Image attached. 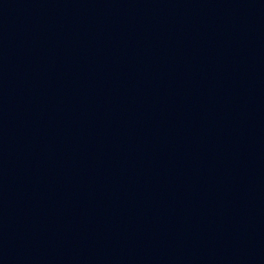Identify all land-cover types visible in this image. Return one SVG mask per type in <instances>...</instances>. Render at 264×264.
<instances>
[{
  "label": "water",
  "instance_id": "95a60500",
  "mask_svg": "<svg viewBox=\"0 0 264 264\" xmlns=\"http://www.w3.org/2000/svg\"><path fill=\"white\" fill-rule=\"evenodd\" d=\"M0 264H264V0H0Z\"/></svg>",
  "mask_w": 264,
  "mask_h": 264
}]
</instances>
